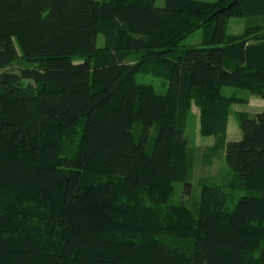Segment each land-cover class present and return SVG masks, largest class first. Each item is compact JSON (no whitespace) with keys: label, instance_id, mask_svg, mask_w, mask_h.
<instances>
[{"label":"trees","instance_id":"16d2710c","mask_svg":"<svg viewBox=\"0 0 264 264\" xmlns=\"http://www.w3.org/2000/svg\"><path fill=\"white\" fill-rule=\"evenodd\" d=\"M251 16L264 0H0V264H264V111L228 142L248 100L223 94L264 100V25L228 34ZM193 105L248 192L232 211L206 181L192 209L171 203Z\"/></svg>","mask_w":264,"mask_h":264},{"label":"rangeland","instance_id":"374dc122","mask_svg":"<svg viewBox=\"0 0 264 264\" xmlns=\"http://www.w3.org/2000/svg\"><path fill=\"white\" fill-rule=\"evenodd\" d=\"M102 1V0H97ZM201 2H217L218 0H196ZM156 6L162 8L164 0H156ZM264 25V16H251L244 18H232L229 22L228 34L241 35L247 28L252 26ZM204 29L199 28L194 33L185 38L182 42L183 49L189 47H199L202 43ZM105 46V39L103 35L99 34L97 39V47ZM137 55L129 57V62L134 61ZM26 66L24 63H19L12 69L18 72L20 67ZM137 82L152 86L156 93L164 95L168 90V80L162 77H157L153 74H138ZM223 94L227 97H237L247 99L244 104H232L230 107V115L228 121L227 141H234L242 137V132L239 127L237 115L245 113L248 115H255L264 109V100L253 95L249 90L237 88H224ZM185 139L188 142L189 157L191 159V172L187 179V183L191 187L187 190L186 182H178L175 184V190L171 198V203H184L190 209L198 203L201 193V183H206L214 186L223 187L228 193L226 203V210L232 211L239 200V198L247 195V191L241 189L232 190L227 187L228 183L234 177V172L227 166L224 155L216 153L215 138L204 137L200 133V112L199 109L193 105L189 114L186 127Z\"/></svg>","mask_w":264,"mask_h":264},{"label":"crops","instance_id":"0c3cea01","mask_svg":"<svg viewBox=\"0 0 264 264\" xmlns=\"http://www.w3.org/2000/svg\"><path fill=\"white\" fill-rule=\"evenodd\" d=\"M263 111H264V109H263ZM263 111H261V112H263ZM261 112L255 113V115H256V114H259V113H261ZM228 125H229V124H228ZM241 138H242V137H240L239 139H236V140H234V141H232V142L240 141ZM229 142H231V141H229Z\"/></svg>","mask_w":264,"mask_h":264}]
</instances>
